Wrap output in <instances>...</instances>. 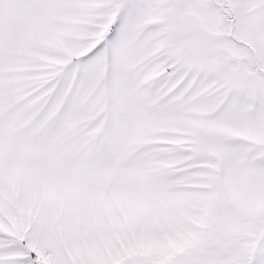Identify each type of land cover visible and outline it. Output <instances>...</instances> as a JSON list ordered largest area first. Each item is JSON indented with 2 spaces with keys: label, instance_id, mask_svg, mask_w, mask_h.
Listing matches in <instances>:
<instances>
[{
  "label": "snow or ice",
  "instance_id": "snow-or-ice-1",
  "mask_svg": "<svg viewBox=\"0 0 264 264\" xmlns=\"http://www.w3.org/2000/svg\"><path fill=\"white\" fill-rule=\"evenodd\" d=\"M0 264H264V0H0Z\"/></svg>",
  "mask_w": 264,
  "mask_h": 264
}]
</instances>
